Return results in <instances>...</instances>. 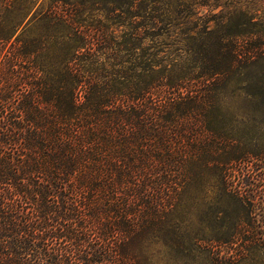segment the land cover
Wrapping results in <instances>:
<instances>
[{"label": "trees", "instance_id": "obj_1", "mask_svg": "<svg viewBox=\"0 0 264 264\" xmlns=\"http://www.w3.org/2000/svg\"><path fill=\"white\" fill-rule=\"evenodd\" d=\"M92 1L0 0V264L181 258L185 186L211 173L243 196L220 92L264 60V17L201 26L185 4L189 57L170 59L181 3L130 0L110 29Z\"/></svg>", "mask_w": 264, "mask_h": 264}, {"label": "rangeland", "instance_id": "obj_2", "mask_svg": "<svg viewBox=\"0 0 264 264\" xmlns=\"http://www.w3.org/2000/svg\"><path fill=\"white\" fill-rule=\"evenodd\" d=\"M152 1L144 0L146 9L153 5L158 12L171 10L178 2L182 4L178 9L183 17L170 27L168 35L158 39L170 45L167 55L170 59L178 57L179 52L174 49L183 45L185 59L189 57L186 49L192 39L181 32L187 26L185 4L191 13L189 19L197 22L196 17L200 16L201 26L204 23L213 26L221 20L220 16L223 21L239 15L264 17V0H154L155 4ZM129 2L93 0L92 14L110 29H121L123 26L113 24L115 20L110 17L120 13L114 9L117 5L127 6ZM132 9L137 10L136 6ZM220 96L226 126L233 133L237 149L245 152L236 155L232 167L236 175L234 189H241L243 196L228 192L224 182L221 188L220 180L211 173H204L185 186L183 213L181 209L179 221L174 223L185 241V255L175 258L158 249L153 257L155 264H264V60L239 69ZM238 161L241 166L234 164ZM216 256L220 260L213 261Z\"/></svg>", "mask_w": 264, "mask_h": 264}]
</instances>
